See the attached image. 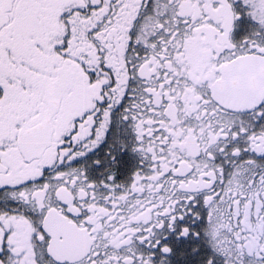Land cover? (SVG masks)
<instances>
[{
    "label": "snow or ice",
    "instance_id": "obj_1",
    "mask_svg": "<svg viewBox=\"0 0 264 264\" xmlns=\"http://www.w3.org/2000/svg\"><path fill=\"white\" fill-rule=\"evenodd\" d=\"M0 264H264V0H0Z\"/></svg>",
    "mask_w": 264,
    "mask_h": 264
}]
</instances>
